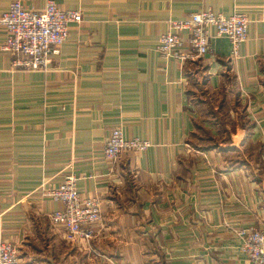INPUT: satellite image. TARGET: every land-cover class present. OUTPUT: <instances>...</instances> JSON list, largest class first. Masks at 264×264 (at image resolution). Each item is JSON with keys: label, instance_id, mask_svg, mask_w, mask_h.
Segmentation results:
<instances>
[{"label": "crops", "instance_id": "obj_1", "mask_svg": "<svg viewBox=\"0 0 264 264\" xmlns=\"http://www.w3.org/2000/svg\"><path fill=\"white\" fill-rule=\"evenodd\" d=\"M54 1L82 19L46 70L0 49V241L22 264H248L235 230L264 226V0ZM204 9L247 16L239 56L211 30L204 56L162 57L170 20ZM115 126L151 145L108 162ZM68 174L102 202L89 241L66 240L41 194Z\"/></svg>", "mask_w": 264, "mask_h": 264}, {"label": "built area", "instance_id": "obj_2", "mask_svg": "<svg viewBox=\"0 0 264 264\" xmlns=\"http://www.w3.org/2000/svg\"><path fill=\"white\" fill-rule=\"evenodd\" d=\"M81 12L64 9L54 0H48L41 9H27L19 0H13L6 11L0 14V25L5 38L0 44L2 51L10 53L13 65L26 70H46L51 55L59 52L66 41L70 25L79 23ZM247 16L235 11L229 16L214 13L209 9L191 12L181 19L170 20V31L161 34L156 45L164 58L177 60L181 65L196 60L210 52L211 30L215 36H224L231 43V57L239 56V46L247 39ZM186 32V39L182 33ZM151 145L147 139L126 138L121 126H115L105 142L103 157L114 162L122 152H142ZM77 177L68 174L55 188L42 189L41 194L62 204L49 213L53 224L63 228L66 240H90L95 224L102 220V202L96 197H81ZM241 238V250L248 264H264V226L235 230ZM0 264H22L19 250L9 241H0Z\"/></svg>", "mask_w": 264, "mask_h": 264}, {"label": "rangeland", "instance_id": "obj_3", "mask_svg": "<svg viewBox=\"0 0 264 264\" xmlns=\"http://www.w3.org/2000/svg\"><path fill=\"white\" fill-rule=\"evenodd\" d=\"M63 232H64V231H63ZM91 239H92V238H91ZM91 239H90V240H91ZM76 240H78V239H76ZM68 241H69V240H68ZM85 241H89V240H85ZM70 242H73V241H70ZM24 263H25V262H24Z\"/></svg>", "mask_w": 264, "mask_h": 264}]
</instances>
